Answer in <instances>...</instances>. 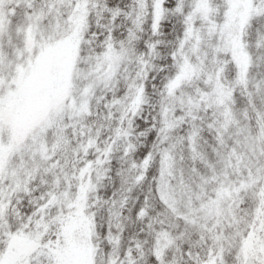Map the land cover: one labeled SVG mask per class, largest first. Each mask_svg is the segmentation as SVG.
Instances as JSON below:
<instances>
[{"label":"snow or ice","instance_id":"1","mask_svg":"<svg viewBox=\"0 0 264 264\" xmlns=\"http://www.w3.org/2000/svg\"><path fill=\"white\" fill-rule=\"evenodd\" d=\"M0 264H264V0H0Z\"/></svg>","mask_w":264,"mask_h":264}]
</instances>
